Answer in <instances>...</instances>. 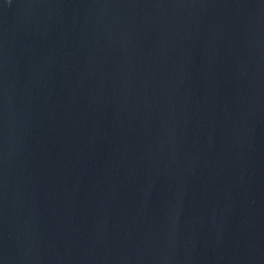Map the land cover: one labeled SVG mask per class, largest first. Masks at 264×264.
Instances as JSON below:
<instances>
[{"label":"water","instance_id":"water-1","mask_svg":"<svg viewBox=\"0 0 264 264\" xmlns=\"http://www.w3.org/2000/svg\"><path fill=\"white\" fill-rule=\"evenodd\" d=\"M0 264H264V0H0Z\"/></svg>","mask_w":264,"mask_h":264}]
</instances>
